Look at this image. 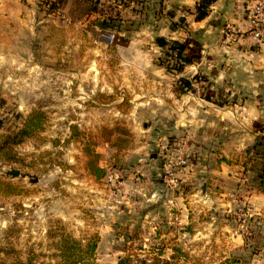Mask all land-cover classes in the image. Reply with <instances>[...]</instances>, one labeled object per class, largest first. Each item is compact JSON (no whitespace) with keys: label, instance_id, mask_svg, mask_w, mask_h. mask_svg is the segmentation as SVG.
I'll list each match as a JSON object with an SVG mask.
<instances>
[{"label":"rangeland","instance_id":"rangeland-1","mask_svg":"<svg viewBox=\"0 0 264 264\" xmlns=\"http://www.w3.org/2000/svg\"><path fill=\"white\" fill-rule=\"evenodd\" d=\"M42 1L38 0L41 10L32 17L23 9L20 19H5L0 13V145L19 132L31 115L40 112L45 120L43 131L14 147L13 161L0 158V261L12 264L32 258L35 264H55L65 230L83 243L97 238L96 264H117L127 256L133 264H162L159 261L170 260L177 248L187 255L181 262L188 264L231 260L264 264V213L250 214V204L242 195L234 196L230 213L209 206L200 214L195 211L191 225L179 224L181 209L171 202L179 195L180 204L199 210L188 198L192 186L181 184L178 175L191 165L217 167L221 157L240 166L243 196L249 198L255 188L259 192L264 156L255 146L264 143V135L238 152L232 147L227 155L225 138L217 131L211 140L197 145L191 139L197 132L175 133L171 110V118L165 120L160 116L163 110H134L138 101L121 85L125 75L118 54V46L126 45L130 37L121 16L128 2L100 1V12L90 14L95 19L87 23L82 0H69L52 14ZM14 10L19 11L11 6L10 12ZM112 20L118 29L111 26ZM94 21H103L104 29L96 26L97 32ZM185 25L184 19L181 28ZM99 36L101 53L94 54L91 49L97 46L95 41L99 44ZM157 37L153 43L160 48ZM172 42L160 48L161 67L169 64L165 53ZM171 68L166 72L177 76ZM179 82H174L175 93ZM199 96L206 99L207 93L201 89ZM133 116L142 119L136 130L129 127ZM73 128L82 133L80 138L72 135ZM115 128L129 132L128 137L110 134ZM255 128L264 134L263 124ZM118 136L128 141L119 150ZM89 142L102 156L100 165L106 171L102 180L87 170L83 148ZM199 149L208 154L204 161ZM181 159L187 164L178 165ZM151 167L159 169L157 178ZM11 171L20 175H8ZM197 233L200 239L194 238ZM235 233L244 239L238 248L227 239Z\"/></svg>","mask_w":264,"mask_h":264},{"label":"crops","instance_id":"crops-1","mask_svg":"<svg viewBox=\"0 0 264 264\" xmlns=\"http://www.w3.org/2000/svg\"><path fill=\"white\" fill-rule=\"evenodd\" d=\"M124 1L128 4L121 16L126 19V25H129V31L126 27L125 35L128 34L130 37L126 45L118 46V54L121 57V66H124L121 75H125L124 79H121V85L130 90L133 99L138 101L134 110H138L139 107L163 110V114H160L163 115V120L166 117L171 118L172 111L175 133L181 135L183 132L189 134L197 132L193 136L189 135L197 145L202 141L211 140L214 131H217V136L223 140L225 138L223 146L228 149V152L223 150L225 154L229 153L232 147L237 148L238 152L256 143L258 138L264 135L255 128L260 124L264 125V50L244 34L250 0H217L211 6L209 16L200 22L195 21L194 15L198 0ZM11 6L18 7L19 11L10 12ZM22 9L28 17L41 10L38 0H0V13H3L5 19L11 17L20 19ZM85 16L88 19L87 23H93L91 21L95 19L94 16L90 17L88 14ZM183 18L187 23L186 29L174 28L172 24ZM94 24L95 30L99 32L96 21ZM229 30L237 31L239 40L226 42ZM157 36L165 38L167 42L189 38L192 40L191 47L201 49L200 60L187 65L177 76L167 73L165 68L157 63L162 54V49L153 43ZM94 43L97 46H93L91 51L100 54L101 36L99 44L96 41ZM196 76L200 80L193 81ZM176 79L193 82L195 93L178 97L173 91ZM201 89L207 93L206 99L199 96ZM140 99L158 102L144 103L139 101ZM130 120L133 124L129 127L136 130L137 122H141L142 119L133 116ZM200 150L198 156L204 161L208 154ZM221 159L217 167L191 165L178 175L181 184L188 182L192 186L188 198L191 199L193 207L199 208L193 211L186 204H180L183 198L180 199L179 195L173 197L171 202H175L181 209L179 224L191 225L193 223L191 214L195 211L200 214L208 206L215 211L232 212L236 195H242L241 197L249 202L250 214L264 213V193L258 192L255 188L250 192L249 198L243 196L245 191L242 185L239 186L240 166L230 165L224 162L222 157ZM145 166L149 165L145 163ZM153 169L151 167L150 172L156 173L153 178H157L159 169L156 171ZM211 181L212 183H209ZM216 186H219L220 190L215 191ZM211 194L215 197L211 198ZM199 234L193 235L194 238ZM227 239L234 248L244 244L243 236L240 234Z\"/></svg>","mask_w":264,"mask_h":264},{"label":"trees","instance_id":"trees-1","mask_svg":"<svg viewBox=\"0 0 264 264\" xmlns=\"http://www.w3.org/2000/svg\"><path fill=\"white\" fill-rule=\"evenodd\" d=\"M69 0H43L41 5L45 6L48 13H53L65 8ZM101 0H82V3L86 6V14L90 15L93 13H99V5ZM217 0H198V4L195 8L194 15L195 21L200 22L206 19L209 16L211 6ZM184 23V19H181L177 23H173L174 28H179ZM111 26L115 29H118V24L116 20H112ZM186 27V25H185ZM120 29V28H119ZM192 40L189 38L184 39L183 41H174L170 44H167V52L165 53L168 58L169 64H166L165 68L168 70L172 66L171 71L173 73H180L185 67L189 64L197 62L201 58V49L197 47H191ZM170 65V66H169ZM200 80L198 76L194 78L193 81ZM177 84L176 93L178 95H185L188 92H194L191 81L188 80H179ZM43 114L37 112L27 120L25 126L13 135L11 138H7L5 142L0 145V158H3L8 161H13L14 157V147L16 145L22 144L25 140L32 138L37 133H40L44 130L45 120ZM113 131V132H112ZM110 131V134L119 133L123 136L128 137L129 132L122 129L115 128ZM121 132V133H120ZM73 136L80 138L82 133L77 129L73 128ZM117 137L116 148L123 149L127 146L128 141L123 138ZM264 146L263 142H258L255 146V149L260 150V154L264 156ZM96 144L94 142L85 143L83 152L88 158L87 160V170L91 175H93L97 180H102L106 176V171L100 165L101 154L95 151ZM5 156V158H4ZM224 162H227L223 159ZM248 162H253L252 159H248ZM248 164V163H247ZM264 164V158H263ZM10 187V186H9ZM258 190L261 193H264V166L259 175V184ZM12 191H10L11 193ZM98 241L95 237L94 239H89L87 242L83 243L75 239L72 235L68 234L65 230L60 236V240L57 245L58 253L55 254L57 262L55 264H96V250H97ZM14 251V250H12ZM175 254L170 258V260L159 261L162 264H188L187 262H181V258H187V255L183 253L181 249H176ZM233 260L225 261L220 264H235ZM0 264H6L5 262L0 261ZM12 264H35L32 258H29L26 262L22 260H16ZM117 264H133L131 256L122 258Z\"/></svg>","mask_w":264,"mask_h":264},{"label":"built area","instance_id":"built-area-1","mask_svg":"<svg viewBox=\"0 0 264 264\" xmlns=\"http://www.w3.org/2000/svg\"><path fill=\"white\" fill-rule=\"evenodd\" d=\"M246 38L252 40L254 44L258 45L264 50V0H250L248 7V16H247V28L244 33ZM114 36H110V40L113 41ZM239 40V35L237 31L229 30L226 36V42ZM181 155H184V152H180ZM187 161L181 159L178 165H186ZM175 164H171L170 167ZM178 168V167H177ZM169 171V170H168ZM171 174L170 172H167Z\"/></svg>","mask_w":264,"mask_h":264},{"label":"water","instance_id":"water-1","mask_svg":"<svg viewBox=\"0 0 264 264\" xmlns=\"http://www.w3.org/2000/svg\"><path fill=\"white\" fill-rule=\"evenodd\" d=\"M97 27H99V29H104L105 27V23L103 21H99L96 24ZM167 41L163 38V37H157L156 38V44L160 47V48H164V46H166ZM8 175H11L13 177H18L20 175L19 171H11L9 172Z\"/></svg>","mask_w":264,"mask_h":264}]
</instances>
